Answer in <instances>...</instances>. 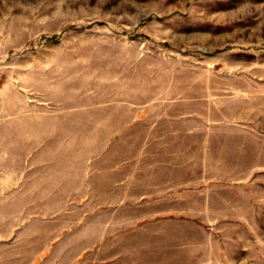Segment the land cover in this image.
<instances>
[{"label":"rangeland","instance_id":"rangeland-1","mask_svg":"<svg viewBox=\"0 0 264 264\" xmlns=\"http://www.w3.org/2000/svg\"><path fill=\"white\" fill-rule=\"evenodd\" d=\"M0 264H264V0H0Z\"/></svg>","mask_w":264,"mask_h":264}]
</instances>
